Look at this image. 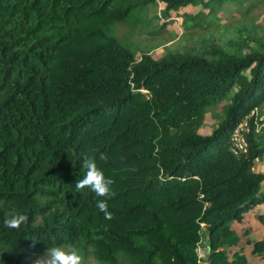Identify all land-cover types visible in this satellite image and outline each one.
I'll return each mask as SVG.
<instances>
[{
    "label": "trees",
    "instance_id": "obj_1",
    "mask_svg": "<svg viewBox=\"0 0 264 264\" xmlns=\"http://www.w3.org/2000/svg\"><path fill=\"white\" fill-rule=\"evenodd\" d=\"M157 2L163 28L172 14L201 9L179 16L183 48L136 61L131 37ZM260 7L264 0H0V264H28L53 247L76 249L84 264H201L203 231L202 264H248L229 251L239 242L230 224L264 203V172L254 170L264 158ZM219 13L249 25L227 40L192 34L216 32ZM220 105L222 120L201 135ZM236 132L245 155L232 152ZM85 157L114 181L111 198L76 190ZM105 199L110 220L96 206ZM15 212L27 223L6 228ZM256 218L264 225V212ZM251 253L264 264V241Z\"/></svg>",
    "mask_w": 264,
    "mask_h": 264
},
{
    "label": "rangeland",
    "instance_id": "obj_2",
    "mask_svg": "<svg viewBox=\"0 0 264 264\" xmlns=\"http://www.w3.org/2000/svg\"><path fill=\"white\" fill-rule=\"evenodd\" d=\"M250 2V1H248ZM162 4H155L150 8L149 15L147 17L146 23L140 26L132 35L131 42L137 48V55L135 57L136 61H139L142 55H150L153 58H158L165 54L166 50L176 51L183 48L187 44V36L181 25V19H176V14H172L171 17L166 22V27L163 28L165 21L158 18L163 12ZM201 9L200 6L195 8L189 7L183 9L179 12L181 14L194 15L199 12ZM161 11V12H160ZM206 12V11H205ZM230 15V14H229ZM233 16H238L236 12L232 14ZM251 16V13L248 17ZM255 16L257 19L254 21V24L259 26L258 31L260 34L264 32V7H260L255 10ZM218 27L216 32L207 35V31L197 33H192L195 35L201 34L205 37H208L210 40L221 39L227 40L228 38H233L239 29H242L243 26H248L249 22L244 20H234L231 21L230 17L226 14H218ZM228 26L229 28H224ZM206 33V34H205ZM119 34H125L124 29H119ZM222 105L216 107L215 110L209 111L205 117V122L202 128L199 130V133L203 136L210 135L213 130L216 129L218 123L222 120L223 114L221 111ZM258 118L263 119L261 128H264V110H258ZM262 128V129H263ZM254 170L256 172H264V158L259 160L254 165ZM262 190H264V183L261 185ZM259 212H264V203L263 205L255 207L254 210L249 212L241 222H232L230 224V229L237 234L239 242L229 249L232 251H237L242 253L248 264H263V261L257 255H252L251 250L253 248V243L257 241H264V225L260 224L256 218V214ZM204 230V229H203ZM204 237L201 238V246L199 247L198 254L201 259V264L205 260V252H207L208 243H207V234L203 231ZM233 253V252H231ZM230 253V254H231ZM46 256L43 255L37 259L29 260L28 264H36V262ZM87 264H98L92 258L88 259Z\"/></svg>",
    "mask_w": 264,
    "mask_h": 264
},
{
    "label": "clouds",
    "instance_id": "obj_3",
    "mask_svg": "<svg viewBox=\"0 0 264 264\" xmlns=\"http://www.w3.org/2000/svg\"><path fill=\"white\" fill-rule=\"evenodd\" d=\"M157 4L160 5L161 3L157 2ZM162 8L164 10L163 5ZM162 8H160V10ZM178 15H176V19L180 18ZM158 18L163 20L161 15L158 16ZM245 142L247 145V153H248L247 140H245ZM83 167L87 169V171L84 177L76 182L75 184L76 190L81 191L85 188H89L92 192L96 194L97 197L111 198V196L114 195V192L112 191L111 188V186L114 184V181L104 176L103 171L97 167L95 159L90 157H85L83 160ZM96 206L100 209L101 212L104 213L105 219L107 220L112 219V213L108 211V205L106 199L98 200ZM28 219L29 218L27 215L23 213L15 212L11 215L10 218L4 221V226L9 229H20L22 225L27 223ZM198 249L196 253L198 255V259H200V256L198 254ZM206 253L207 252H205L204 254L205 258H206ZM36 264H84V258L80 253H78L76 249L64 250L62 247H53L48 249L46 256L38 260Z\"/></svg>",
    "mask_w": 264,
    "mask_h": 264
},
{
    "label": "built area",
    "instance_id": "obj_4",
    "mask_svg": "<svg viewBox=\"0 0 264 264\" xmlns=\"http://www.w3.org/2000/svg\"><path fill=\"white\" fill-rule=\"evenodd\" d=\"M258 120L262 121L263 119L258 118ZM245 123L246 122L240 125V128H239L240 132L244 128ZM240 132H236L233 135V138L231 139L232 146L234 147L232 149V152L238 155H245L247 154V145H246L245 139L243 138Z\"/></svg>",
    "mask_w": 264,
    "mask_h": 264
},
{
    "label": "crops",
    "instance_id": "obj_5",
    "mask_svg": "<svg viewBox=\"0 0 264 264\" xmlns=\"http://www.w3.org/2000/svg\"><path fill=\"white\" fill-rule=\"evenodd\" d=\"M261 213H263V212H259V213H257V215H258V214H261Z\"/></svg>",
    "mask_w": 264,
    "mask_h": 264
}]
</instances>
